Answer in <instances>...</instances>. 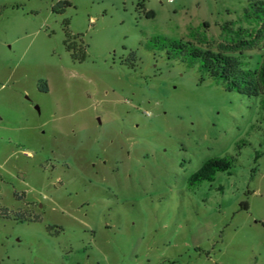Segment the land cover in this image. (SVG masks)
<instances>
[{
  "label": "rangeland",
  "instance_id": "rangeland-1",
  "mask_svg": "<svg viewBox=\"0 0 264 264\" xmlns=\"http://www.w3.org/2000/svg\"><path fill=\"white\" fill-rule=\"evenodd\" d=\"M263 26L264 0H0V264H264L261 98L185 56L252 80Z\"/></svg>",
  "mask_w": 264,
  "mask_h": 264
},
{
  "label": "trees",
  "instance_id": "trees-1",
  "mask_svg": "<svg viewBox=\"0 0 264 264\" xmlns=\"http://www.w3.org/2000/svg\"><path fill=\"white\" fill-rule=\"evenodd\" d=\"M61 5L67 6L69 4L65 2ZM142 7L143 5H140V9ZM146 17L153 18L154 14L148 12ZM171 45L172 49L184 50L180 45ZM65 47L71 53L73 59H80V61L84 59L85 45L82 41L81 46L77 50V44L71 38H68L65 41ZM77 51H79L78 54ZM185 56L190 57L192 61L198 62L203 75L223 81L228 90L236 89L239 94L247 97H260L264 108V56L252 80L247 78L238 68L237 62L227 55L216 54L211 51L191 50L185 52ZM232 161V159L228 158H214L206 161L196 173L190 176L188 185L193 187L202 182H212L217 173L229 172L233 165Z\"/></svg>",
  "mask_w": 264,
  "mask_h": 264
},
{
  "label": "built area",
  "instance_id": "built-area-1",
  "mask_svg": "<svg viewBox=\"0 0 264 264\" xmlns=\"http://www.w3.org/2000/svg\"><path fill=\"white\" fill-rule=\"evenodd\" d=\"M171 1V0H170Z\"/></svg>",
  "mask_w": 264,
  "mask_h": 264
}]
</instances>
